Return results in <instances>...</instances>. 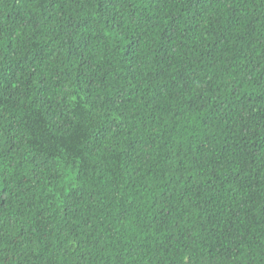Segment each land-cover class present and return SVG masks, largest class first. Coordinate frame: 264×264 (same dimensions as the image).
Masks as SVG:
<instances>
[{"label": "trees", "instance_id": "obj_1", "mask_svg": "<svg viewBox=\"0 0 264 264\" xmlns=\"http://www.w3.org/2000/svg\"><path fill=\"white\" fill-rule=\"evenodd\" d=\"M0 264H264V0H0Z\"/></svg>", "mask_w": 264, "mask_h": 264}]
</instances>
